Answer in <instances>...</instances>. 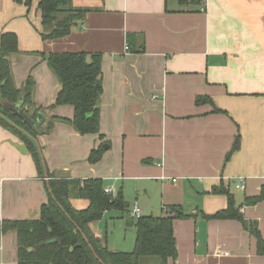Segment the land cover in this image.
Segmentation results:
<instances>
[{
	"label": "crops",
	"instance_id": "obj_1",
	"mask_svg": "<svg viewBox=\"0 0 264 264\" xmlns=\"http://www.w3.org/2000/svg\"><path fill=\"white\" fill-rule=\"evenodd\" d=\"M69 6L85 11L82 21L62 38L43 40L37 0H0V35L17 36L18 51L9 56L14 83L33 80L38 127L52 125L35 139L45 169L39 170L24 141L0 124V264H17V232H3L2 223L39 218L50 196L46 171L79 182L99 178L126 202L134 194L142 215L178 206L187 216L173 220L177 255L168 264H264L248 228L256 222L264 238V199L244 203L264 186V0H205L203 10L177 0ZM80 51L101 54L95 134L65 121L71 105H54L60 83L42 56ZM237 135L239 146L227 159ZM101 144L100 160L90 163ZM220 184L241 220L211 217L227 206L226 195L212 191ZM75 199L82 198L72 192L76 208L88 204L76 206ZM131 208L119 211L129 224ZM101 218L91 229L117 250L108 246Z\"/></svg>",
	"mask_w": 264,
	"mask_h": 264
},
{
	"label": "trees",
	"instance_id": "obj_2",
	"mask_svg": "<svg viewBox=\"0 0 264 264\" xmlns=\"http://www.w3.org/2000/svg\"><path fill=\"white\" fill-rule=\"evenodd\" d=\"M23 1L30 6L32 0ZM181 6L196 5L203 7L205 0H177ZM70 0H37L40 13L43 40L62 38L68 35L72 27L82 21L85 11L72 9ZM18 51L17 36L13 32L0 35V124L18 135L32 154L37 168L44 169L41 154L35 142L38 130L44 132L51 128L48 125L36 128L42 122L38 117L40 107L32 101L34 82L27 78L24 85L16 87L9 56ZM49 68L57 76L60 90L54 105L69 104L73 107L72 119H65L81 134L99 132L98 101L102 92L101 54L87 52H50L42 54ZM22 97L19 109L14 105ZM198 97L197 102L207 100ZM55 118H59L56 117ZM239 146L237 135L227 159ZM103 145L92 149L88 156L90 163L100 160ZM50 176L48 189L50 196L47 203L41 206L40 216L33 220L5 221L3 232L15 229L17 232V264H168L175 260L177 252L173 234L175 216L186 217L178 206H167L159 216L141 215L133 221L135 240L131 251L111 250L91 229V224L99 220L109 210L128 211V204L121 191L106 194L103 182L99 178H88L74 181ZM214 193L225 194L227 206L211 217L241 220L233 196L223 185L212 189ZM74 192L78 198L86 199L84 208H76L70 202ZM264 199V186L259 195L246 197L245 204H255ZM250 233L256 239V250L264 255V238L256 222H250Z\"/></svg>",
	"mask_w": 264,
	"mask_h": 264
},
{
	"label": "rangeland",
	"instance_id": "obj_3",
	"mask_svg": "<svg viewBox=\"0 0 264 264\" xmlns=\"http://www.w3.org/2000/svg\"><path fill=\"white\" fill-rule=\"evenodd\" d=\"M73 197L74 195L72 194L71 198ZM133 198L134 194L132 197L127 198L128 204L132 206L137 203L136 201L134 202ZM82 200L83 199H75L73 200V203L77 206L78 203L84 201ZM137 204L139 205V203ZM158 211H160V209H158ZM158 211L155 209L153 212L157 214L159 213ZM101 219L103 220V228L106 229L105 236L108 237L109 240L108 246L120 251L132 250L136 229L133 224L128 223V218H126L125 215L122 216L117 210H109ZM105 223H107V225Z\"/></svg>",
	"mask_w": 264,
	"mask_h": 264
},
{
	"label": "built area",
	"instance_id": "obj_4",
	"mask_svg": "<svg viewBox=\"0 0 264 264\" xmlns=\"http://www.w3.org/2000/svg\"><path fill=\"white\" fill-rule=\"evenodd\" d=\"M203 9H204V6L201 7V10H203ZM239 180L240 181L237 184V187L240 188V189H244V187H245V179L243 177H240ZM104 192L106 194H112V190L110 188L104 189ZM130 214H131L132 218H134V219H136V218H138V217H140L142 215L141 214V209H140V207H139V205L137 203L133 204ZM224 254H227V253L225 252Z\"/></svg>",
	"mask_w": 264,
	"mask_h": 264
},
{
	"label": "water",
	"instance_id": "obj_5",
	"mask_svg": "<svg viewBox=\"0 0 264 264\" xmlns=\"http://www.w3.org/2000/svg\"><path fill=\"white\" fill-rule=\"evenodd\" d=\"M21 102H22V97H20V99H19V101L16 103V105H14V110L15 111H18L19 113H22L23 114V110L25 109V108H23V109H19V107H20V105H21ZM41 117V114H39L38 115V117ZM30 123H32L36 128H38V125L37 124H35L33 121H31L30 120ZM38 132L40 133L41 131L40 130H38ZM108 145L107 144H104V147L106 148ZM128 222L129 223H131L132 222V219L130 218V219H128Z\"/></svg>",
	"mask_w": 264,
	"mask_h": 264
}]
</instances>
